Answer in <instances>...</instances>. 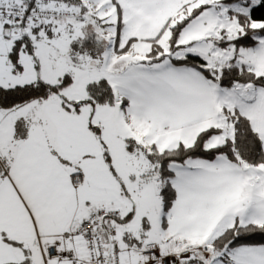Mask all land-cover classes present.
<instances>
[{
	"label": "snow or ice",
	"instance_id": "obj_1",
	"mask_svg": "<svg viewBox=\"0 0 264 264\" xmlns=\"http://www.w3.org/2000/svg\"><path fill=\"white\" fill-rule=\"evenodd\" d=\"M0 264H264V0H0Z\"/></svg>",
	"mask_w": 264,
	"mask_h": 264
}]
</instances>
